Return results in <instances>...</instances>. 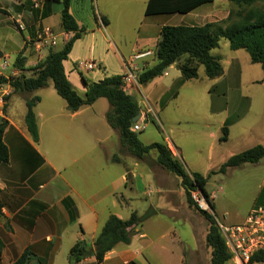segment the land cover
Listing matches in <instances>:
<instances>
[{
  "label": "crops",
  "instance_id": "crops-1",
  "mask_svg": "<svg viewBox=\"0 0 264 264\" xmlns=\"http://www.w3.org/2000/svg\"><path fill=\"white\" fill-rule=\"evenodd\" d=\"M148 1L100 0L97 12H91L85 7V0H71L70 13L84 30L75 40L63 64L80 96L86 95V84L82 77L97 82L109 76H122L126 72L124 61L132 54L152 51V55L140 60V65L143 69L147 62L155 64L154 53L163 26L203 25L223 20L229 14V11H215V6L209 8L214 11L211 10L209 15L204 13L206 10H200V6L182 14V17H179L180 13L147 15ZM56 4L61 5L57 12L59 19L52 24L49 20L55 14ZM44 7L40 12L42 18L52 25L54 31L60 32V42L66 43L74 33L66 32L61 27L62 4L50 2ZM187 16H190L188 21L185 20ZM102 17L106 18V23ZM122 39H131L132 42L120 47ZM212 53L220 56L223 73L215 78L209 77L215 84L222 86V95L216 98L212 89L208 90L209 109L198 116L206 124V133L211 138L208 157L209 160L215 157L217 146H235L238 150L229 152L224 160L212 168L183 163L188 172L202 173L208 176V180L210 173L217 171L231 156L258 144L264 145V72L262 78L242 77L243 71L236 62L237 56H230L225 61L223 55L215 50ZM89 59L97 61L99 68L90 71L77 68V63ZM169 74L171 79L164 87L167 89H171L176 82L183 85L195 79L184 80L177 63H174L162 76L148 84ZM160 84L164 85L163 82ZM50 86L48 82L45 87L29 94L14 91L10 84L0 86V122L6 120L8 123L3 140L9 150L8 162L0 163V199L3 205L0 238L4 243L0 264H11L26 249H30L35 254V260L43 264H211L212 249L206 242L209 225H202L201 220L199 225H146L157 210L152 208L147 214L141 197L147 196L148 192L145 186L147 172L154 179L155 172L145 162L147 155L137 159L123 151L125 147L121 144L119 130L107 121L106 115L111 107L108 99L99 97L91 105L71 112L66 100L60 99ZM46 90L49 91L47 97L43 94ZM134 93L142 97L141 84L131 95ZM35 95L40 97L34 107L38 141L33 139L25 121L28 109L26 100ZM164 95L160 94L154 101L161 112L180 96L179 92H175L171 98H165ZM254 104H260L263 110L253 113ZM148 110L154 112L152 107ZM139 114V123L148 121L147 114L141 108ZM159 120L161 127L171 132L180 123L179 118L176 124L168 123L161 116ZM224 127H227L228 134L226 140L221 141ZM165 141L174 147V154L178 158L183 148L172 140ZM198 148L195 152L199 156L201 152L204 153V148ZM115 156L119 161L113 159ZM236 169L243 170V177L253 182V201L248 214L254 206H264V158L228 168L224 173L213 174L224 176ZM165 172H162L163 176L167 175ZM166 192L171 193L168 190ZM207 192L215 210L214 194ZM152 193L149 191V194ZM165 202L166 210L171 208V204L178 207V200L174 203L165 197ZM186 206L188 208V202ZM133 212L142 218V222L131 229L130 243L117 244L100 263L94 255L79 262H71L70 249L77 241L93 246L110 215L126 220ZM214 213L216 216V211Z\"/></svg>",
  "mask_w": 264,
  "mask_h": 264
},
{
  "label": "trees",
  "instance_id": "trees-1",
  "mask_svg": "<svg viewBox=\"0 0 264 264\" xmlns=\"http://www.w3.org/2000/svg\"><path fill=\"white\" fill-rule=\"evenodd\" d=\"M215 0H149L146 14H187L192 10L214 2ZM234 3L239 10H231L225 22H207L203 25H165L161 29V38L157 45L155 54L156 63L149 68H143L139 73V82L147 84L153 79L162 76L166 69L177 63L181 70L183 79L188 80L198 77V70L204 66L206 75L215 78L223 73V66L220 56L212 53V50L219 46L221 38H227L233 50L245 49L251 58L252 63H259L264 72V10L248 9L257 2L264 3V0H228ZM58 2L62 4L60 14L61 27L66 32H73L74 35L63 45L61 49H50L43 61L34 67L31 76L5 77L0 75V86L10 84L14 91L32 93L45 87L48 81H53L58 94L67 102L68 109L75 112L86 105H91L99 97H106L110 102V109L107 112V121L120 132L121 144L137 159H143L152 149L158 153L157 162L166 170L175 174L183 187L189 206L195 209L208 221L209 229L206 242L212 249L211 264H228L231 254L228 251L225 240L219 230L214 214L204 210L194 201L191 192L199 190L204 196L211 209H214L212 199L206 190L208 176L199 172H188L185 165L179 160L168 147L162 142L144 144L138 133L132 131L135 124L134 118L140 113V106L135 96L126 93L122 88V76L114 75L105 77L100 81H89L83 78L86 84L85 97L80 96L70 82L64 68L63 62L68 58L73 44L80 37L84 30L77 23L70 13L71 0H45L46 3ZM245 7V8H244ZM104 23L106 18L102 17ZM2 55V54H1ZM14 65L21 70L24 69V58L18 55L13 61ZM264 83V77H263ZM7 100V97H4ZM40 97L30 96L27 98V114L25 121L35 141L39 140V130L34 107ZM5 110V106L3 108ZM7 121L0 122V163L8 162L9 150L3 140L7 127ZM227 127L223 128L221 141L226 140ZM264 158V145L258 144L240 153L231 156L217 171L224 173L228 168L239 167L247 162H258ZM115 161L119 158L115 156ZM2 202L0 199V215L2 214ZM142 222V218L133 212L130 218L124 220L116 215H110L101 232L96 237L93 246H87L83 241H77L70 249L69 258L71 262H79L88 256L94 255L100 263L107 252L119 243L131 242V229ZM4 243L0 238V255ZM261 255H255L254 259L259 260ZM35 254L26 249L11 264H43L35 260ZM231 263V262H230Z\"/></svg>",
  "mask_w": 264,
  "mask_h": 264
},
{
  "label": "rangeland",
  "instance_id": "rangeland-1",
  "mask_svg": "<svg viewBox=\"0 0 264 264\" xmlns=\"http://www.w3.org/2000/svg\"><path fill=\"white\" fill-rule=\"evenodd\" d=\"M36 1L41 2L40 7L35 6V0H0V55L8 54L13 61L20 55L25 60L24 69H20L21 71L17 75L9 74L12 77H20L23 74L27 76L33 75L34 67L37 63L44 60L48 51L50 49H61L65 43L60 42L59 38L56 45H52L46 41H42V43L38 44L39 32L42 31L44 27H52V25L46 23L40 13L42 9H45V1ZM98 2H100V0H85V7L87 10H91V12H97ZM212 7H215V11L218 10L217 12L239 10V7L228 0H216L215 3L203 5L199 9L206 10L204 13H209L210 15L213 9L210 10L209 8ZM55 8V14L49 20L52 24H55L57 19H59L57 12H59L61 5L56 4ZM248 9L264 10V3L257 2L251 7H248ZM179 17H182V14H179ZM189 17L190 16H187L185 20L188 21ZM18 19L23 21L25 25L24 29H21L18 25ZM224 20H226V18L218 22L226 25L227 22ZM129 42H132L131 39H122L120 47L126 46ZM39 45L40 47H38ZM213 50L223 55L225 61H227L230 56H237L238 60H236V62L243 71L242 77H263L261 65L259 63H252L250 61V55L245 49L237 51L231 49L227 38H221L219 46ZM151 64L152 63L147 62L145 67L149 68ZM204 69L203 65L200 66L199 77L183 85L182 83L179 84L176 82L171 89L164 88L171 79L170 74L150 84L140 83L144 94H142V97L137 93L133 95L140 100V108L147 114L148 121L146 122V126L144 130L138 133L139 138L144 144L148 145L153 142L167 143L165 140H172L177 146L183 148L182 154L178 157L183 163L188 162V164L191 163L193 166H198L199 168H212L224 160V156L229 154V152H237L238 147L227 146L225 148V146H217L215 157L209 160L208 145L211 142V138H209L206 133L208 130L205 126L206 124L202 122V119L198 116H202L205 110L209 109L207 102L208 90L212 89L211 92L215 93L214 95L217 98L219 95H222V93H220L222 86H220V84H215L207 77ZM48 82L51 84L50 89H54L58 95L57 90L52 86L53 81L50 79ZM160 82H163L164 85L160 84ZM166 90L169 91L165 94ZM48 92L49 91L46 90L43 93L45 97L49 95ZM175 92H179V98L171 101L169 106L164 108L163 112L158 108V105H154V101L157 100L160 94H165V98H171ZM243 93L245 92L243 91ZM58 97L62 99L61 96L58 95ZM243 106H246L244 102ZM150 107L154 109V112L148 110ZM260 109L263 110L260 104H254L252 111L253 113L254 111L260 112ZM158 115L159 117H164L165 121L168 123H175L177 118H179L180 123H175L177 127L174 129V132H171L170 129L161 127ZM167 145L174 154V147L168 143ZM198 147L204 148V153L201 152L199 156L196 155L195 152L199 149ZM123 151L126 152V155L133 156L126 147ZM156 154V150L152 149L151 154L148 153L145 159L147 166L155 172V179L151 178L149 172H147V184L145 186H147L148 192L147 196H142L141 198L146 205L147 214L151 212L152 208L157 210V213L147 220L146 225H199L200 220L202 225H209L208 221L200 215L195 207L188 206L187 208L186 193L181 186L180 179L170 171L166 169L163 170L164 168L157 162ZM163 171H166V176H163ZM210 174L207 190L214 194L215 210L210 209V207H207V210L214 214V216V211H216L215 218L225 224L241 221L246 216L253 201V193L251 191L253 182L247 181L245 177H243V170H232V172L224 176L215 175L213 173ZM166 190L171 191V193L166 192V195ZM149 191L153 193L149 194ZM165 197L166 200L174 203L178 200V207H174L173 204H171L170 209H164L166 208ZM194 201L198 204L196 200ZM206 204L208 203L206 202ZM169 220L175 221L170 222ZM228 264L231 263L229 262Z\"/></svg>",
  "mask_w": 264,
  "mask_h": 264
},
{
  "label": "built area",
  "instance_id": "built-area-1",
  "mask_svg": "<svg viewBox=\"0 0 264 264\" xmlns=\"http://www.w3.org/2000/svg\"><path fill=\"white\" fill-rule=\"evenodd\" d=\"M35 6L40 7L41 2L35 0ZM17 22L20 28L24 29L25 25L23 21L18 19ZM59 36L52 27L46 26L38 34V44L46 41L52 45H56ZM150 55H152V51L137 52L125 59L126 72L122 75V88L126 93L131 94L139 87V73L142 70L140 60ZM77 68L82 71H90L99 68V64L94 59H89L77 63ZM20 71V68L14 65L13 60L8 54L0 55V75L9 78L11 77L10 75H17ZM145 126V120L141 123L137 121L131 129L132 131L139 132L144 130ZM191 194L192 198L198 202L199 207L204 210L210 207L209 204H206L207 206L203 205L207 201L199 190H194ZM216 221L228 251L231 254V264H264L263 205L254 206L242 222L225 224L217 219ZM255 255H261L260 259H254Z\"/></svg>",
  "mask_w": 264,
  "mask_h": 264
},
{
  "label": "water",
  "instance_id": "water-1",
  "mask_svg": "<svg viewBox=\"0 0 264 264\" xmlns=\"http://www.w3.org/2000/svg\"><path fill=\"white\" fill-rule=\"evenodd\" d=\"M140 118V114H138L135 118H134V122H137V120Z\"/></svg>",
  "mask_w": 264,
  "mask_h": 264
},
{
  "label": "bare ground",
  "instance_id": "bare-ground-1",
  "mask_svg": "<svg viewBox=\"0 0 264 264\" xmlns=\"http://www.w3.org/2000/svg\"><path fill=\"white\" fill-rule=\"evenodd\" d=\"M204 206H207L206 203H203Z\"/></svg>",
  "mask_w": 264,
  "mask_h": 264
}]
</instances>
